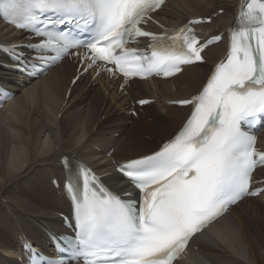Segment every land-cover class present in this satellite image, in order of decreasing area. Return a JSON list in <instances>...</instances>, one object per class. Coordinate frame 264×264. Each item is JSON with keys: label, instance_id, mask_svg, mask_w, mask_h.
<instances>
[{"label": "snow or ice", "instance_id": "6c2138e0", "mask_svg": "<svg viewBox=\"0 0 264 264\" xmlns=\"http://www.w3.org/2000/svg\"><path fill=\"white\" fill-rule=\"evenodd\" d=\"M164 3L0 0V19L39 39L27 47L36 53L41 72L42 66H54L71 49L84 47L89 50L88 68L103 62L114 66L106 68L109 73L119 72L126 79L171 77L185 65L202 62L204 49L221 37L198 40L189 25L203 20L161 34L144 31L141 25ZM58 25L95 31L89 40L80 41ZM229 34L228 55L206 84L191 99L174 102L190 106L183 127L158 151L118 167L139 199L131 198V192L124 193L127 199L113 193L81 165L66 184L75 235L58 239V259H45L26 244L31 264H177L230 206L264 192L250 187L254 170L264 166V151L256 147L251 131L264 127V0H249L246 10L242 6ZM142 37L151 41L150 56L127 47ZM25 46L0 45V50L15 57L16 70L36 72L38 65L19 53ZM0 95L9 94L0 90Z\"/></svg>", "mask_w": 264, "mask_h": 264}, {"label": "bare ground", "instance_id": "6f19581e", "mask_svg": "<svg viewBox=\"0 0 264 264\" xmlns=\"http://www.w3.org/2000/svg\"><path fill=\"white\" fill-rule=\"evenodd\" d=\"M237 2L170 0L156 15L167 25L210 16L204 28L215 35L231 22ZM219 9L222 14H216ZM20 38L21 33L0 23V44ZM224 52V43H217L204 52L206 64L187 66L169 80H132L121 91L118 81L92 74L70 85L76 64L66 59L45 76L20 79L22 83L0 65V83L16 91L0 109V264H20V236L47 248L48 233L64 230L60 214L68 204L61 194L63 160L79 159L108 174L110 184H123L115 165L151 153L174 134L189 109L167 104L198 91ZM0 62H7L1 52ZM142 98L155 99L156 108H136L137 116H131L132 103ZM158 136L165 137L159 141ZM258 172V178L264 177V168ZM53 178L58 188L52 186ZM177 264H264V196L232 207Z\"/></svg>", "mask_w": 264, "mask_h": 264}, {"label": "rangeland", "instance_id": "374dc122", "mask_svg": "<svg viewBox=\"0 0 264 264\" xmlns=\"http://www.w3.org/2000/svg\"><path fill=\"white\" fill-rule=\"evenodd\" d=\"M217 27V26H216ZM215 28V27H214ZM203 67H209V65H204ZM156 108V104L155 103H152L148 108H146V109H155ZM153 121H155L154 119H150V122H153ZM154 123V122H153ZM131 123H129V125H130ZM164 137L165 136H158V140L159 141H161L162 139H164ZM145 139H147L146 137H145ZM157 146V143L152 147V148H155Z\"/></svg>", "mask_w": 264, "mask_h": 264}]
</instances>
